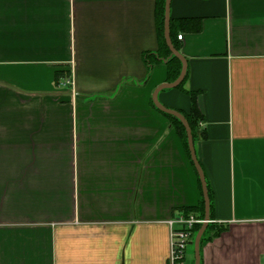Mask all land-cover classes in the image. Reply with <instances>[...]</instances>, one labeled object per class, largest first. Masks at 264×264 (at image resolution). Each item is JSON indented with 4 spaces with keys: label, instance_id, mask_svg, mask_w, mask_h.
Masks as SVG:
<instances>
[{
    "label": "crops",
    "instance_id": "obj_1",
    "mask_svg": "<svg viewBox=\"0 0 264 264\" xmlns=\"http://www.w3.org/2000/svg\"><path fill=\"white\" fill-rule=\"evenodd\" d=\"M170 20L186 77L158 99L193 93L225 227L201 263L264 264V0H171ZM159 46L156 0H0V264H171L169 221L203 196L152 105Z\"/></svg>",
    "mask_w": 264,
    "mask_h": 264
},
{
    "label": "trees",
    "instance_id": "obj_2",
    "mask_svg": "<svg viewBox=\"0 0 264 264\" xmlns=\"http://www.w3.org/2000/svg\"><path fill=\"white\" fill-rule=\"evenodd\" d=\"M164 1L165 0H156V26H157L159 43H160L159 53L165 55V57H166L165 58V60H166L165 64H166V68H167V81L172 82L178 77V75L180 73L181 62L176 57L171 55L168 47L166 46L165 40H164ZM172 25H173V20H170V38L172 40L174 47L177 50H179V46L176 44V42L174 40L175 33L172 30ZM150 63H152V62L150 61ZM185 77H186V75H185ZM185 77H184V80H185ZM184 80L176 88L183 89ZM184 92H186L188 95H190V98H191L190 110L188 112H182L180 110H178V111L181 112L184 115V117L186 118V120H187V122L191 128V132H192L193 139H194V127H195V122L199 120V114L197 112L193 93L187 92V91H184ZM152 105L154 106L153 103H152ZM159 112L162 113L169 120L171 126L174 127L178 136L181 138V140L184 143V146L186 147V149L188 151L186 132H185V129H184L182 123L176 117H174L172 115L165 114L161 111H159ZM181 210H182V214L184 216L193 215L197 219H203L204 218V201H203V198L201 199L198 206L183 208ZM201 224L202 223L194 224V226L191 228V231H190L191 239L189 242L188 249L191 251L192 254H193V239H194L196 232L200 228ZM224 229H225L224 226H219L217 224H214L213 222H209L204 233H203V235H202V237H201V239H200V247L205 240H209V239L219 235ZM193 261H194V259L191 260L190 264H193ZM200 264H202L201 263V257H200Z\"/></svg>",
    "mask_w": 264,
    "mask_h": 264
},
{
    "label": "water",
    "instance_id": "obj_3",
    "mask_svg": "<svg viewBox=\"0 0 264 264\" xmlns=\"http://www.w3.org/2000/svg\"><path fill=\"white\" fill-rule=\"evenodd\" d=\"M170 2L171 0H165L164 1V40L166 43V46L168 47L171 55L176 57L180 62H181V70L178 75V77L172 81V82H165L163 84H160L157 86L153 93H152V103L154 106L161 112L165 114L172 115L176 117L183 125L185 132H186V137H187V146L190 154L191 161L195 167V170L198 174L199 181L201 184V190H202V196H203V201H204V218L203 222L196 232L194 239H193V264H200V239L210 222V217H209V210H210V200H209V194H208V189L206 185V180L202 171V168L198 162V159L196 157L195 153V148H194V140H193V135L191 132V128L184 117V115L179 112L178 110L168 108L164 106L162 103H160L158 99V94L160 91L164 89H172L176 88L183 80L186 75V69H187V62L185 57L174 47L172 40L170 38Z\"/></svg>",
    "mask_w": 264,
    "mask_h": 264
},
{
    "label": "built area",
    "instance_id": "obj_4",
    "mask_svg": "<svg viewBox=\"0 0 264 264\" xmlns=\"http://www.w3.org/2000/svg\"><path fill=\"white\" fill-rule=\"evenodd\" d=\"M177 38L181 39L182 35H178ZM202 222L203 219H197L193 215L184 216L183 214H179L169 221L170 226H172L170 248L171 264H184L185 254L191 239V228L194 224ZM173 226L176 227L173 228Z\"/></svg>",
    "mask_w": 264,
    "mask_h": 264
},
{
    "label": "rangeland",
    "instance_id": "obj_5",
    "mask_svg": "<svg viewBox=\"0 0 264 264\" xmlns=\"http://www.w3.org/2000/svg\"><path fill=\"white\" fill-rule=\"evenodd\" d=\"M190 253H191V251H188V253H187V256H189V257H190Z\"/></svg>",
    "mask_w": 264,
    "mask_h": 264
}]
</instances>
